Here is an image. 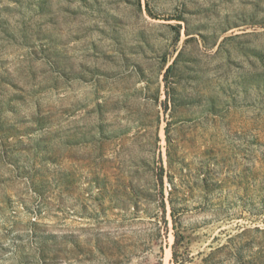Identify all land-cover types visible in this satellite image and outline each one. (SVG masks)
<instances>
[{
    "label": "rangeland",
    "instance_id": "rangeland-1",
    "mask_svg": "<svg viewBox=\"0 0 264 264\" xmlns=\"http://www.w3.org/2000/svg\"><path fill=\"white\" fill-rule=\"evenodd\" d=\"M0 264H264V0H0Z\"/></svg>",
    "mask_w": 264,
    "mask_h": 264
}]
</instances>
